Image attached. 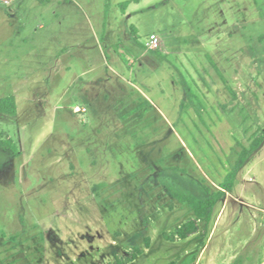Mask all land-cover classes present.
Returning a JSON list of instances; mask_svg holds the SVG:
<instances>
[{
    "label": "rangeland",
    "instance_id": "374dc122",
    "mask_svg": "<svg viewBox=\"0 0 264 264\" xmlns=\"http://www.w3.org/2000/svg\"><path fill=\"white\" fill-rule=\"evenodd\" d=\"M262 34L264 0H0V264L263 263L264 142L185 239L168 190L262 134Z\"/></svg>",
    "mask_w": 264,
    "mask_h": 264
},
{
    "label": "trees",
    "instance_id": "16d2710c",
    "mask_svg": "<svg viewBox=\"0 0 264 264\" xmlns=\"http://www.w3.org/2000/svg\"><path fill=\"white\" fill-rule=\"evenodd\" d=\"M128 2L123 3V6H126ZM260 40H264V34L260 36ZM215 68L219 71L218 66L213 62ZM0 113L16 115L18 113L17 100L14 95H8L0 98ZM264 142V130L262 134L257 137L252 143L250 148H243L239 154V158L235 163V166L228 173L225 180L220 185L221 188H216L212 190L209 187H206L208 195L206 196H197L194 193L186 192L179 190L172 186H168L170 194L177 199L182 204H185L190 207L194 212V218L188 220L183 225H181L177 231L176 235L182 239L189 237L191 234L197 232L198 230V221L203 220L205 223H208L214 212V209L219 202V200L225 195L227 191H232L236 182L238 172L245 164L248 157L251 153L258 149L260 145ZM0 147L8 148L12 151L18 153V146L11 138H2L0 139ZM100 185H98L99 187ZM175 236H172L174 238ZM147 244L149 242L147 241ZM143 250L140 247H135L129 256L126 257H116L115 261L112 264H124L134 260Z\"/></svg>",
    "mask_w": 264,
    "mask_h": 264
},
{
    "label": "built area",
    "instance_id": "2783aa9c",
    "mask_svg": "<svg viewBox=\"0 0 264 264\" xmlns=\"http://www.w3.org/2000/svg\"><path fill=\"white\" fill-rule=\"evenodd\" d=\"M146 45L153 50L158 49L160 46V40H159L158 36L154 33L151 34Z\"/></svg>",
    "mask_w": 264,
    "mask_h": 264
},
{
    "label": "bare ground",
    "instance_id": "6f19581e",
    "mask_svg": "<svg viewBox=\"0 0 264 264\" xmlns=\"http://www.w3.org/2000/svg\"><path fill=\"white\" fill-rule=\"evenodd\" d=\"M264 263V262H263ZM263 263H261V264H263Z\"/></svg>",
    "mask_w": 264,
    "mask_h": 264
}]
</instances>
